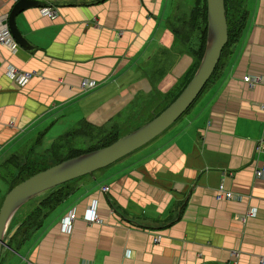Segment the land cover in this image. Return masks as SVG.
I'll list each match as a JSON object with an SVG mask.
<instances>
[{"label": "crops", "instance_id": "obj_1", "mask_svg": "<svg viewBox=\"0 0 264 264\" xmlns=\"http://www.w3.org/2000/svg\"><path fill=\"white\" fill-rule=\"evenodd\" d=\"M15 1L0 0L6 23ZM36 1L14 18L28 47L0 45V165L32 135L60 132L78 118L110 119L141 93L161 104L193 69L182 47L175 76L161 62L171 63L170 54L152 71L145 67L179 46L173 27L161 26L164 11L166 18L179 13L175 0ZM243 7L238 35L184 112L134 159L106 166L103 179L98 172L74 180L56 205L42 204L51 188L24 202L31 201L8 223L6 232H14L0 264H261L264 175L254 172L264 166L255 151L264 140V0ZM9 68L30 78L15 87ZM0 181L1 203L9 181ZM218 184L234 198L216 199ZM89 210L99 222L87 220Z\"/></svg>", "mask_w": 264, "mask_h": 264}, {"label": "water", "instance_id": "obj_2", "mask_svg": "<svg viewBox=\"0 0 264 264\" xmlns=\"http://www.w3.org/2000/svg\"><path fill=\"white\" fill-rule=\"evenodd\" d=\"M38 6L40 5L36 0H16L7 13L8 31L21 48L28 46L16 28L14 18L23 10ZM205 8L206 32L203 52L192 76L179 94L157 115L109 144L63 159L8 189L0 203V251L6 238L14 232V228L6 232L8 223L13 213L24 202L39 192L115 162L164 131L190 105L212 73L220 50L227 40L223 0H205Z\"/></svg>", "mask_w": 264, "mask_h": 264}, {"label": "rangeland", "instance_id": "obj_3", "mask_svg": "<svg viewBox=\"0 0 264 264\" xmlns=\"http://www.w3.org/2000/svg\"><path fill=\"white\" fill-rule=\"evenodd\" d=\"M170 1H174V0H170ZM192 2H193V0H175L174 6H175L176 10L180 13V15H185L187 13L188 9L191 7ZM171 6H172L171 4L168 5L167 7H165V10H167L168 7H170V9H171ZM166 12H168L167 15H166ZM169 14H170V11H164V15H163V18L161 21V26H164L165 21H166L168 26L178 28L179 24H180L179 20H177L176 17H174V15L166 18L167 16H169ZM158 21H159V19H158ZM175 39H176V40H174L175 44L179 45L178 47L172 44V46H171L172 48L166 49L163 56H159V52H157L155 57L151 58L150 60H148L146 62L145 67H147L148 69H150V71H152L157 66L158 60L164 59L165 55L170 54V55H172V62L171 63H167L165 60H161V62L164 65V73H166L167 70H169V72H171L173 74V76H175L177 74V71L179 70V68L181 66V63H179V61H180L179 56H178V59L176 60L177 52H180L181 47H182L188 51V52H186L188 54L189 49H187V48H190L191 44H193V47H196V44L194 43V40H193V36H191V38L189 39L188 44L184 43L176 34H175ZM186 70H187V68L185 69V71ZM183 76L180 75L178 77H180V80H181L183 78ZM146 78H147L148 85L151 86L150 76L146 77ZM147 92L141 93V94L135 96L136 98H134L132 101L129 100V101H131L130 104H129V102L125 103V105L120 107L118 109V111L114 112L115 114L113 113L114 115L113 114H112V116L110 115L111 116L110 119L100 120L99 122H97L95 124H92V123L88 124L86 122H79L77 124V122L79 121V118H78V120H74L73 122H71V124L66 126L65 130H61L60 132H51V130H48L42 136H40V135L36 136L34 134L36 136L35 137L34 135H32V137H30L20 148L12 149L10 151V153H8V155L13 154L12 159H14V156H15L14 153L19 152L23 156H26L27 160H34L35 161V163H32V165L28 166L29 170L25 169V171H23L22 175L24 177L26 175V173H33L34 174V172L35 173L38 172L37 170H39V168H43V167L46 168V167H49L50 165L58 162L59 160H61L63 158L64 152L66 151V149L85 147L84 145H87V143L83 142L84 138H83V136H81L82 134L87 133V134H91V135H95V136L101 134V137H103V138H97L93 142L94 144L106 142V137L107 138L111 137L114 133H116L117 136L120 137V136L130 132L131 130L137 128L138 126L142 125L143 123L147 122L148 120H150L155 115H157L162 110L163 105L169 101L168 100L169 97H168L166 99V101L161 103L162 104L161 105L160 102L157 103V100L154 97L153 98H144V100H142V98L145 97L143 95H145ZM147 99H149V100L146 102ZM156 104H157V106H155ZM138 108H139L140 112L135 111V109H138ZM153 108H154V110L151 111V109H153ZM69 116H70V114H69ZM69 122L70 121H68L67 124ZM67 130L73 131L75 133V137L71 140L70 139L67 140V142H66L65 131H67ZM164 131H162L160 134H162ZM160 134H158L153 139L157 138ZM153 139H151L147 143L143 144L142 146L136 148L135 150L129 152L128 154L122 156L121 158L117 159L113 163H117L121 159L125 160L122 162H127V160H129V158L134 159L137 156L136 154H138V152L140 150L145 149L147 146L152 144L151 142H153L152 141ZM68 144H70V145L68 146ZM113 163H111L109 165H112ZM10 165H14V163L11 162V164H9V165H3V164L0 165V174H1V172H4V171L9 172V176L6 177L8 179L10 178V175H12L13 172L15 171V169L13 167L7 168V166H10ZM109 165H107V166H109ZM28 167H26V168H28ZM105 167L96 169L89 174H85V175L73 178L71 180L66 181L65 183H71L74 180H81L84 178H88V176L90 174H98V172H102L103 174H101V176H99L97 178V180L103 179L102 176L103 175L105 176V174H106V173H104V172H106L105 171L106 169L104 170ZM2 188H4V186H3V183L0 181V190H2ZM43 195H44V192L42 193V196ZM30 202L31 201L25 203L24 205H22L21 208H26L27 206H29Z\"/></svg>", "mask_w": 264, "mask_h": 264}, {"label": "trees", "instance_id": "obj_4", "mask_svg": "<svg viewBox=\"0 0 264 264\" xmlns=\"http://www.w3.org/2000/svg\"><path fill=\"white\" fill-rule=\"evenodd\" d=\"M243 1L244 0H223L224 14H225V20H226L227 40L220 50L219 57H220L221 53L223 52V50L226 48L228 42L232 38H235L238 35L240 28L243 25V22L245 19V10L243 7ZM174 17H176V19L179 20V23H180L178 28L173 27L174 34L178 35V37L186 44H188L189 39L191 38V36H193V40H194V43L196 44V47H193V44H191L190 48H187V49H189V54L193 55L194 63H193V69L190 72L187 71L184 74L183 78L181 79L182 83H183L182 86L178 88L176 93L169 99V101L162 107V109L170 101H172L176 97V95L180 92V90L184 87V85L187 83V81L189 80V78L193 74V72H194L195 68L197 67V64L201 58L203 48H204V43H205V32H206L205 0H193L191 7L188 9V11L185 15H180V13H179V14L174 15ZM217 60H219V59H217ZM216 66H217V61L215 63L214 69L216 68ZM184 79H186V80H184ZM183 81H185V82H183ZM65 136H66V142H67V140H69V139L71 140L75 137V133L73 131H68V132H66ZM81 136H83V138L87 140V145H84L85 147H83V148L66 149V151L64 152L63 158L61 160L79 155V154L84 153V152L94 150V149L99 148V147L104 146V145H107L110 142L114 141L118 137L117 134L114 133L111 136L112 138L106 137V142L94 144L93 142L97 138H103V137H101V134L95 136V135L85 133V134H82ZM83 142L86 143L85 141H83ZM69 145L70 144H68V146ZM12 156H13V154L8 156L7 158H5L2 162L3 165H9V164H11V162L14 163V165L7 166V168L13 167L15 169L13 174L10 175V178L8 179V181H9L8 189H10L12 186L17 184L18 182H20L24 178H27L28 176L33 174V173H26L25 172L26 175L24 177L22 175L23 171H25V169L29 170L28 166L32 165V163H35L34 160H27V157L23 156L21 153L15 155L14 159H12ZM61 160H59V161H61ZM26 167H28V168H26ZM43 169H45V168L44 167L39 168V170H43ZM39 170H37V171H39ZM0 175L2 177L6 178L9 176V172L4 171V172H1ZM73 182L63 183V184H60V185H57V186H54L53 188H51L49 190V193L51 192L50 193L51 197L50 196L47 197V199H45L42 202V204L46 205V206L47 205L50 206L53 204L56 205L57 201L60 198L64 197L67 193H69L71 191L70 187H71Z\"/></svg>", "mask_w": 264, "mask_h": 264}, {"label": "built area", "instance_id": "obj_5", "mask_svg": "<svg viewBox=\"0 0 264 264\" xmlns=\"http://www.w3.org/2000/svg\"><path fill=\"white\" fill-rule=\"evenodd\" d=\"M41 13L49 17H52L54 15L53 10H49L46 8H42ZM0 45L5 46L10 49H14L17 46V44L14 42V40L11 38L9 34L7 23H6V18L4 16L0 17ZM7 74L9 78L12 80V83L14 84L15 87L23 86L27 82V80L30 78V75H31L29 72L17 71L13 68H9ZM243 80L247 82L249 85H251V82L255 81V80L251 81L250 78L247 76H244ZM255 151L257 153H261L264 156V140H260L256 144ZM254 174L256 176L264 175V166H262L258 170H255ZM101 189L105 191L107 190V187L102 186ZM215 198L228 200V199L234 198V194H232L229 190H225L222 184H218L215 190ZM246 214L250 215L251 212H247ZM73 218H74V213L70 212L67 215V220L63 222V225L67 226L68 224H70ZM87 220L89 222H99L100 221L96 217V215L93 214L92 210H89L87 214ZM260 262L261 264H264V257L260 259Z\"/></svg>", "mask_w": 264, "mask_h": 264}]
</instances>
